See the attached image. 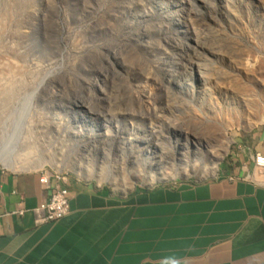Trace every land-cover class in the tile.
I'll return each instance as SVG.
<instances>
[{"label": "rangeland", "instance_id": "374dc122", "mask_svg": "<svg viewBox=\"0 0 264 264\" xmlns=\"http://www.w3.org/2000/svg\"><path fill=\"white\" fill-rule=\"evenodd\" d=\"M170 3L0 0V165L119 194L232 171L264 128V0Z\"/></svg>", "mask_w": 264, "mask_h": 264}, {"label": "crops", "instance_id": "0c3cea01", "mask_svg": "<svg viewBox=\"0 0 264 264\" xmlns=\"http://www.w3.org/2000/svg\"><path fill=\"white\" fill-rule=\"evenodd\" d=\"M255 153L264 155V128L246 135L230 172L121 194L0 165V264H264ZM56 185L67 188L69 212L36 224L33 208Z\"/></svg>", "mask_w": 264, "mask_h": 264}, {"label": "built area", "instance_id": "2783aa9c", "mask_svg": "<svg viewBox=\"0 0 264 264\" xmlns=\"http://www.w3.org/2000/svg\"><path fill=\"white\" fill-rule=\"evenodd\" d=\"M255 167L259 171H264V155L255 153L253 156ZM40 178L42 183L48 185L49 178L54 176L50 172H42ZM21 212V211H20ZM69 212V198L67 188L56 185L51 189L48 198L40 202L33 208L34 221L36 224L56 222Z\"/></svg>", "mask_w": 264, "mask_h": 264}, {"label": "bare ground", "instance_id": "6f19581e", "mask_svg": "<svg viewBox=\"0 0 264 264\" xmlns=\"http://www.w3.org/2000/svg\"><path fill=\"white\" fill-rule=\"evenodd\" d=\"M138 2L141 4L142 13H143V16L145 17V19H149L150 18V15L151 16L154 15L151 12V10H150V6H154L155 9L157 8L161 12H162V10H164V11L167 10L171 6L170 0H138ZM181 18H183V17L181 16ZM180 26H183V28H184V25L183 24H181ZM163 29H164L163 24H160V25L154 27L153 29H151L150 35L153 34L155 36H158L159 39H161L163 37V35L165 34L163 32ZM182 32H184L183 34H186L187 35V33H186L187 32V28H184V30ZM148 36H149V34H146V38ZM115 60H117L116 57H115Z\"/></svg>", "mask_w": 264, "mask_h": 264}]
</instances>
